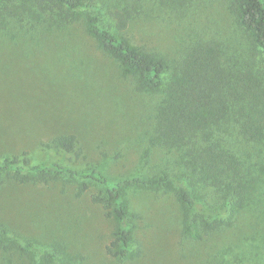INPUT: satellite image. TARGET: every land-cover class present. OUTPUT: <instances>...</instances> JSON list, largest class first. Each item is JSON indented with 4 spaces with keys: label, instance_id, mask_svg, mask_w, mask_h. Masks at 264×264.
<instances>
[{
    "label": "rangeland",
    "instance_id": "1",
    "mask_svg": "<svg viewBox=\"0 0 264 264\" xmlns=\"http://www.w3.org/2000/svg\"><path fill=\"white\" fill-rule=\"evenodd\" d=\"M228 3L92 0L104 27L165 60L166 82L178 77L198 38L213 37L238 58L253 60L252 72L261 75L264 90L262 59L258 53L252 59L250 42L234 24ZM8 5L23 15L10 22L3 17L0 24V162L21 156L31 164L55 162L78 171L96 167L112 180L162 174L179 179L201 162L190 144L167 148L154 138L165 93L149 92L135 77H123L87 34L83 18L60 27L31 0H9ZM116 12L127 19L122 30L116 27ZM68 134L76 137L78 157L46 148L54 137ZM230 147L241 156L237 171L248 183L242 189L249 200L200 240L183 235L184 209L171 191L133 188L125 198L129 211L139 215L134 239L140 255L113 258L107 247L117 224L91 202L98 189L90 185L76 197L79 182L67 179L20 185L1 177L0 227L53 253L62 264H264V148ZM198 151L211 159L206 150ZM194 189L203 195L205 208L218 204L213 187ZM39 258L37 251H26L0 233V264H36Z\"/></svg>",
    "mask_w": 264,
    "mask_h": 264
},
{
    "label": "trees",
    "instance_id": "2",
    "mask_svg": "<svg viewBox=\"0 0 264 264\" xmlns=\"http://www.w3.org/2000/svg\"><path fill=\"white\" fill-rule=\"evenodd\" d=\"M31 1L39 12L56 17L60 27L83 18L87 34L99 50L119 65L123 77H135L141 88L149 92L162 90L165 95L157 109L154 138L167 148L189 147L190 144L194 156L198 154L201 162L194 163L191 172L182 174L179 179L162 174L112 180L96 167L78 171L55 162L31 164L25 157L13 156L0 162V178L20 185L74 180L79 182L76 197L85 194L90 185L95 186L98 191L90 195L91 202L117 224L107 253L120 260H133L140 255L134 239L139 215L129 211L125 198L129 189L171 191L184 209L183 235L198 240L219 229L228 215L242 208L243 200L247 199L246 190L242 188L248 183L238 176L241 156L230 144L264 148V90L260 87L261 75L252 72L253 60L249 63L238 58L239 55L231 53L220 40L200 37L196 49L181 63L178 77L166 82L165 60L129 44L104 27L101 12L92 0ZM8 3L9 0H0V24L3 17L10 22L23 15L21 9L12 12ZM228 6L234 24L250 42L252 59L256 60L257 53L260 55L264 72V0H229ZM114 18L117 29L126 27L127 19L122 13H114ZM46 148L76 157L81 154L73 134L54 137ZM201 148L211 159L202 156L198 151ZM242 153L246 155V150ZM208 187H213L215 194L219 193V201L205 208L203 195L194 188ZM0 233L13 238L26 251H37L40 258L36 264H62L53 253L11 235L7 229L0 227Z\"/></svg>",
    "mask_w": 264,
    "mask_h": 264
}]
</instances>
